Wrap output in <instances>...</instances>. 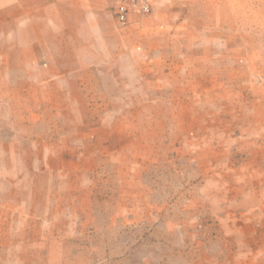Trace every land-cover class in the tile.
Returning a JSON list of instances; mask_svg holds the SVG:
<instances>
[{"label":"rangeland","instance_id":"374dc122","mask_svg":"<svg viewBox=\"0 0 264 264\" xmlns=\"http://www.w3.org/2000/svg\"><path fill=\"white\" fill-rule=\"evenodd\" d=\"M149 4L0 56V264H264V0Z\"/></svg>","mask_w":264,"mask_h":264},{"label":"crops","instance_id":"0c3cea01","mask_svg":"<svg viewBox=\"0 0 264 264\" xmlns=\"http://www.w3.org/2000/svg\"><path fill=\"white\" fill-rule=\"evenodd\" d=\"M116 25L111 0H0V56H102Z\"/></svg>","mask_w":264,"mask_h":264},{"label":"built area","instance_id":"2783aa9c","mask_svg":"<svg viewBox=\"0 0 264 264\" xmlns=\"http://www.w3.org/2000/svg\"><path fill=\"white\" fill-rule=\"evenodd\" d=\"M113 19L119 26L129 23L135 16H144L150 12L148 0H111Z\"/></svg>","mask_w":264,"mask_h":264}]
</instances>
